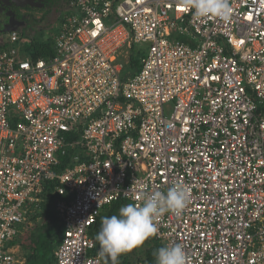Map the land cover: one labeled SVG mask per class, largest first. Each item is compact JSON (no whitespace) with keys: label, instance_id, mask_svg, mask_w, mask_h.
I'll list each match as a JSON object with an SVG mask.
<instances>
[{"label":"built area","instance_id":"2783aa9c","mask_svg":"<svg viewBox=\"0 0 264 264\" xmlns=\"http://www.w3.org/2000/svg\"><path fill=\"white\" fill-rule=\"evenodd\" d=\"M227 21L185 0H70L54 55L0 44V264L55 187L56 264H104L91 229L105 207L190 190L156 238L186 264H264V0ZM146 45L137 73L132 46ZM71 154L60 169L61 157Z\"/></svg>","mask_w":264,"mask_h":264},{"label":"clouds","instance_id":"9594fccd","mask_svg":"<svg viewBox=\"0 0 264 264\" xmlns=\"http://www.w3.org/2000/svg\"><path fill=\"white\" fill-rule=\"evenodd\" d=\"M194 10V17H217L227 21L231 8L228 0H185ZM190 202V190L176 184L166 193L154 191L143 196V203H128L118 215L104 217L96 235L101 256L110 257L116 264L119 256L140 247L158 232L156 221L165 213L179 216ZM154 256L156 264H186V252L181 244L159 248Z\"/></svg>","mask_w":264,"mask_h":264},{"label":"trees","instance_id":"16d2710c","mask_svg":"<svg viewBox=\"0 0 264 264\" xmlns=\"http://www.w3.org/2000/svg\"><path fill=\"white\" fill-rule=\"evenodd\" d=\"M8 24V22H7ZM3 28V26H0ZM55 37L47 41H39L32 39L31 43L26 47L30 52V56L34 61L40 58H50L54 55ZM146 53V49L132 46L129 51V65L128 70L133 74L140 71L141 59ZM71 152L67 156L61 157L60 169H64L68 166L71 159ZM58 185V181L48 182L45 185V192L43 194L44 201L41 203V207L30 218L31 221H36L40 218H45L46 223L40 229V232L35 235L27 248L24 264H56L57 259L55 252L62 242L64 234V223L59 218L56 210L55 203L57 195L55 194V187ZM124 205V201H118L112 205L105 207L102 211L97 222L91 229V235L96 239V235L102 227V219L104 217H110L112 215H118L119 209ZM97 241V240H96ZM12 246L19 245V238L15 239ZM164 245L153 236L147 239L143 245L140 246L142 256L138 255L137 248L130 250L119 256L116 264H156V258L154 253ZM133 250H135L133 252ZM100 251V244L97 241V248L95 253ZM104 264H113L110 257L103 256Z\"/></svg>","mask_w":264,"mask_h":264},{"label":"rangeland","instance_id":"374dc122","mask_svg":"<svg viewBox=\"0 0 264 264\" xmlns=\"http://www.w3.org/2000/svg\"><path fill=\"white\" fill-rule=\"evenodd\" d=\"M70 0H0V9L8 8L6 15L10 22L0 28V44L7 40V32L10 29H17L22 36V43L28 46L32 39L47 41L56 37L60 31L61 22L70 13L68 7ZM2 13L0 12V15ZM1 39H4L1 41ZM139 48L146 49L143 45ZM29 55L26 48L22 50V56ZM126 72H131L126 69ZM46 223L45 218L36 221H29L22 235L19 238V245L15 246L16 258L24 261L27 253V246L31 239L40 232ZM135 250H133L134 252ZM138 247V255H143Z\"/></svg>","mask_w":264,"mask_h":264},{"label":"flooded vegetation","instance_id":"af4514ba","mask_svg":"<svg viewBox=\"0 0 264 264\" xmlns=\"http://www.w3.org/2000/svg\"><path fill=\"white\" fill-rule=\"evenodd\" d=\"M9 11L8 8L0 9V12L2 13L0 15V26L2 25L3 28L7 24V22H10V17L6 15V12ZM1 28V27H0Z\"/></svg>","mask_w":264,"mask_h":264},{"label":"water","instance_id":"95a60500","mask_svg":"<svg viewBox=\"0 0 264 264\" xmlns=\"http://www.w3.org/2000/svg\"><path fill=\"white\" fill-rule=\"evenodd\" d=\"M15 29V28H14ZM13 28L12 29H10L9 31H11V30H14Z\"/></svg>","mask_w":264,"mask_h":264}]
</instances>
